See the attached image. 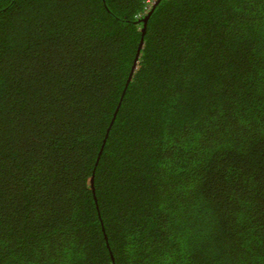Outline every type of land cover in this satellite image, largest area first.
I'll list each match as a JSON object with an SVG mask.
<instances>
[{
  "label": "trees",
  "instance_id": "trees-1",
  "mask_svg": "<svg viewBox=\"0 0 264 264\" xmlns=\"http://www.w3.org/2000/svg\"><path fill=\"white\" fill-rule=\"evenodd\" d=\"M156 1L0 0V264H264V0Z\"/></svg>",
  "mask_w": 264,
  "mask_h": 264
},
{
  "label": "water",
  "instance_id": "water-1",
  "mask_svg": "<svg viewBox=\"0 0 264 264\" xmlns=\"http://www.w3.org/2000/svg\"><path fill=\"white\" fill-rule=\"evenodd\" d=\"M158 2H159V0L156 1V3H158ZM142 45H143V39L141 40V43L139 45V49H138V52L136 54V57H135V60H134V64H133V67H132V71H131V75H130L129 79H131V76H132L135 68L137 67L139 56H140V49H141ZM92 185L94 186V179L93 178H92Z\"/></svg>",
  "mask_w": 264,
  "mask_h": 264
}]
</instances>
